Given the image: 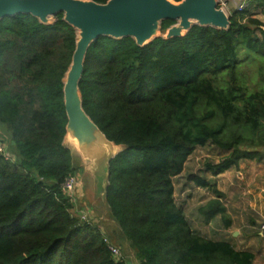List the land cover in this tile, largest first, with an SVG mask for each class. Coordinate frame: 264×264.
<instances>
[{
  "label": "trees",
  "instance_id": "obj_1",
  "mask_svg": "<svg viewBox=\"0 0 264 264\" xmlns=\"http://www.w3.org/2000/svg\"><path fill=\"white\" fill-rule=\"evenodd\" d=\"M250 11L264 16V0H247L227 29L194 24L144 46L100 36L88 47L82 106L121 146L109 161L107 229L74 216L61 188L76 169L63 143V78L76 30L62 13L47 24L24 13L0 20V128L14 153L0 154V264H127L108 248L120 239L138 264H253L252 251L193 229L173 186L197 147L226 151L204 163L213 175L264 156V87L247 85L239 57L264 63V21ZM174 22L163 20L160 32ZM189 179L216 193L199 208L203 221L222 213L214 180Z\"/></svg>",
  "mask_w": 264,
  "mask_h": 264
},
{
  "label": "water",
  "instance_id": "obj_2",
  "mask_svg": "<svg viewBox=\"0 0 264 264\" xmlns=\"http://www.w3.org/2000/svg\"><path fill=\"white\" fill-rule=\"evenodd\" d=\"M20 13L30 14L44 24L62 13L63 20L76 30L75 48L63 78L67 118L63 143L67 138L75 139L76 150L89 163L103 158L106 166L103 204L109 161L121 146L109 140L83 109L79 81L88 47L100 36L131 37L137 45L144 46L161 35L163 20L175 21L162 35L166 39L183 36L194 24L218 29H227L230 25L229 14L217 5V0H106L104 3L94 0H0V20ZM127 264L133 263L128 261Z\"/></svg>",
  "mask_w": 264,
  "mask_h": 264
},
{
  "label": "crops",
  "instance_id": "obj_3",
  "mask_svg": "<svg viewBox=\"0 0 264 264\" xmlns=\"http://www.w3.org/2000/svg\"><path fill=\"white\" fill-rule=\"evenodd\" d=\"M206 172L205 175L214 180L216 191L221 192L218 198L224 210L207 222L203 221L199 208L214 199L216 193L213 187L188 181L184 165L175 177L177 186L181 184L177 203L182 206L189 224L204 237L229 239L236 248L252 251L253 264H264V231L260 227L264 218V156L258 161L240 159L216 175Z\"/></svg>",
  "mask_w": 264,
  "mask_h": 264
},
{
  "label": "rangeland",
  "instance_id": "obj_4",
  "mask_svg": "<svg viewBox=\"0 0 264 264\" xmlns=\"http://www.w3.org/2000/svg\"><path fill=\"white\" fill-rule=\"evenodd\" d=\"M222 1L225 2V7H226L225 10L229 15L233 14L236 10H239L237 7L238 0H222ZM250 12L252 16H255L264 21V16L262 14L253 13L255 11H250ZM250 14L244 12L245 16H248ZM160 34H164V33L160 32ZM239 57L242 60L241 70L245 74V82L247 83V85L250 88H254V89L264 87V63L262 64V66H260L259 61L250 62L248 60H245L243 53H240ZM0 139L2 140L3 144L6 147L9 146L8 138L5 136L1 128H0ZM65 144L72 151L73 161L76 168L74 173L77 178L76 187L74 191L69 195L71 201L73 202V208L71 209V213L74 216L80 217L82 219H86L89 222H95L100 229H107L106 226L111 227L112 224L111 221L108 220V217L106 215L107 208L105 206V203L103 204V198H102V193L104 191L105 179H106L105 162L101 160L103 158H100V160L89 163L88 161H84L81 154L76 150V148L72 147L70 144L67 143ZM260 149L264 151V147ZM8 152H10V154L12 153L13 156L14 153L12 152L11 149H9ZM225 153L226 151L220 150L211 145H208L206 147H197L193 151V153H191L188 156V159L185 163L186 179L187 180L189 179L188 177L189 174H193V173L202 174V172L203 174H206L207 172H204V163L209 161L218 162ZM187 173L189 174L187 175ZM173 180L175 186L174 191L176 192L175 198L177 201L180 198L179 186L181 184L177 186L176 184L177 181L175 177L173 178ZM189 184L190 183H188V186H190ZM191 193H193V190H191ZM103 220H105V222ZM106 221H108V225L104 224L106 223ZM114 230H116L115 227ZM113 244L119 249L120 256H122L123 255L122 253L124 252L125 256L127 257V262L128 261H131L132 263L135 262L133 258V250L129 247V245L125 242L124 239H120V242L118 243L115 242Z\"/></svg>",
  "mask_w": 264,
  "mask_h": 264
},
{
  "label": "built area",
  "instance_id": "obj_5",
  "mask_svg": "<svg viewBox=\"0 0 264 264\" xmlns=\"http://www.w3.org/2000/svg\"><path fill=\"white\" fill-rule=\"evenodd\" d=\"M246 1L247 0H238L237 7L239 10H242ZM217 5L222 7L224 10L226 8L225 2L222 0H217ZM8 151H9L8 148L3 144L2 140L0 139V154H2L5 159H14V156H12V153L10 154V152H8ZM76 184H77V178H76L75 173L73 172V173L67 175L65 177V179L63 180V182L61 184L62 191L69 196L74 191ZM260 227H261V230L264 231V218H263V221L261 222ZM106 241H108V240L106 239ZM108 248H109L111 254L115 258L120 257L119 249L113 243H111L109 241H108Z\"/></svg>",
  "mask_w": 264,
  "mask_h": 264
},
{
  "label": "bare ground",
  "instance_id": "obj_6",
  "mask_svg": "<svg viewBox=\"0 0 264 264\" xmlns=\"http://www.w3.org/2000/svg\"><path fill=\"white\" fill-rule=\"evenodd\" d=\"M65 143L70 144L74 148H77L76 147L77 146V143H76V140L75 139H69V138H67V139H65Z\"/></svg>",
  "mask_w": 264,
  "mask_h": 264
}]
</instances>
